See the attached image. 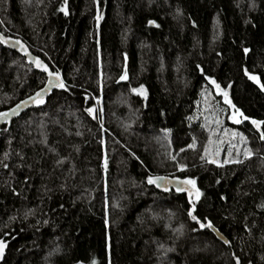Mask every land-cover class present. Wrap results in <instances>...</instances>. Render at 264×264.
<instances>
[{
	"label": "trees",
	"instance_id": "obj_1",
	"mask_svg": "<svg viewBox=\"0 0 264 264\" xmlns=\"http://www.w3.org/2000/svg\"><path fill=\"white\" fill-rule=\"evenodd\" d=\"M0 40V111L46 82L7 40L68 88L0 134L3 264H264V141L204 79L264 121V92L244 75L264 86V0H0ZM141 85L147 98L131 91ZM205 145L242 162L202 161ZM149 175L194 179L201 196L158 193Z\"/></svg>",
	"mask_w": 264,
	"mask_h": 264
},
{
	"label": "snow or ice",
	"instance_id": "obj_2",
	"mask_svg": "<svg viewBox=\"0 0 264 264\" xmlns=\"http://www.w3.org/2000/svg\"><path fill=\"white\" fill-rule=\"evenodd\" d=\"M6 2V0H5ZM95 2V0H94ZM64 3L66 4L67 3V0H64ZM60 11L64 12L65 15H67V11L64 7H61L59 9ZM96 19V22L97 24L99 23V20L101 19V16L99 14V12L97 13V16L95 17ZM149 24H152L154 23L153 21H148ZM3 41L0 40V43H2ZM16 44H19L20 47L23 49L24 48V45L21 44V42L19 40L15 41ZM250 49L249 48H243V53L245 55H247L249 53ZM27 54V53H26ZM219 55V53H218ZM35 63V66L40 69L41 71H43L44 73L47 74V81L46 83L44 84V86L42 88H40L38 91H36L34 93V95L28 97L29 100H31L33 102V104L35 105H43L46 103L45 99H44V95L45 93L49 90V89H63L64 91H67L68 88L66 87L63 79H61V76H60V73L58 71L56 72H53V71H49L48 67L42 63L39 59H36L34 61ZM199 67V66H197ZM244 75L250 80L252 81L253 83L257 84V86L260 87V91L264 92V86H261L259 84V79L256 75H253V74H250L248 72L247 69L244 70ZM120 80H125L127 79V76H126V73L125 74H121L120 77H119ZM204 79L212 85L213 88L216 89V93L220 96L223 97V101L225 104L228 105L229 108L233 109L234 110V115L232 116H229L228 118L232 121V123L234 124H239L240 123V120L239 119H236L237 116H240L242 117L244 120H249L251 125L253 126V128H255L256 132L260 133L259 135V139L261 141H264V131H261V125L264 124V121H258V120H255V119H250L249 117L247 116H244V114L241 112V110L236 107L232 101L229 99V95H228V92L226 89H222L220 84H218L213 78L209 77V76H204ZM132 92L134 93H138L140 95H145V90H144V86L141 85L139 88H133L131 89ZM28 101L25 100V101H21V104H26ZM97 104L99 103V100L96 101ZM20 108V104H17L15 106V108L11 109V112L13 114H16L17 113V110ZM85 112L88 113L89 116L92 115L93 113V109L92 108H85L84 109ZM218 111V110H217ZM9 113L8 112H0V120H4L5 122H7V117H8ZM189 119H191V117H189ZM217 124H219V121H217ZM201 127H203V125H201ZM165 136L167 138V133L169 132L168 129H165ZM228 130L225 129V132H227ZM78 134V133H77ZM232 137L233 138H236L238 137L239 138V141L241 144H244L245 147L243 148V157L248 159V158H251L253 156V152L246 146L247 145V139L246 137L241 134V133H238L236 131H232L231 133ZM210 142H211V137H210ZM195 140L193 139V141L191 143H189L187 145V148L189 149H195ZM235 147V145L233 144H230V149ZM180 151H184L183 148L180 149ZM204 153L207 154V156L205 154H201L200 155V159L203 161L205 159H207V163L209 164H215L217 167H222L223 164H230V163H241L242 161L239 160V159H234V158H230V157H225L224 160H223V163H221L219 160L217 159H214L213 158V154L210 153L209 151V147L208 145H205L204 147ZM236 153L237 155L239 156L240 155V149L239 148H236ZM173 160H175V157L172 156L171 157ZM5 159H7V154H5ZM261 159H264V157H261ZM2 163V162H0ZM57 163H60V161H57ZM2 166L4 168H7L8 165L7 164H2ZM176 167L177 169H182L184 167V165L182 164H179L177 163L176 164ZM162 180H165L164 177H160V176H156V177H153L151 175H149L147 177V183L149 185H153L155 184L157 187H161L162 185L159 184L160 181ZM180 183L182 185H188L190 187H187V188H184V187H181V188H177V192H181V191H186L189 195V197H194L196 200H199L200 196H201V192L200 190L196 187V182L194 179H191V178H185L184 180L180 181ZM168 189L167 188H164V191H167ZM13 194L16 195L17 193L15 192V190L13 189ZM221 199H224V197H221ZM189 203L191 204L192 201L190 200ZM258 207H264V203H262L261 205H258ZM187 215L188 217L193 220L197 225L200 226V228H205L207 227L208 229H210L211 231L215 232L216 229L213 227V225L211 224V222H208L207 224L205 223H202L200 219L197 218L196 215L193 214V208H189L188 212H187ZM206 219V218H204ZM106 226H107V221H106ZM195 230V229H193ZM245 231H248L247 228H245ZM225 244L228 243L227 240L224 241ZM5 242L3 240H0V258H3L4 256V251H5ZM233 259L235 260L236 258L233 257ZM92 264H95V261L92 262ZM236 264H239V261L237 260L236 261Z\"/></svg>",
	"mask_w": 264,
	"mask_h": 264
},
{
	"label": "water",
	"instance_id": "obj_3",
	"mask_svg": "<svg viewBox=\"0 0 264 264\" xmlns=\"http://www.w3.org/2000/svg\"><path fill=\"white\" fill-rule=\"evenodd\" d=\"M8 43V45H10L11 47H14L15 49L19 50V53H21L23 56H25L27 58V60L31 63H34V61L37 59V58H33L32 55L30 54V52L28 51V49L24 46V48L22 49L20 47L19 44H16L15 41H10V40H7L6 41ZM27 53V54H26ZM36 67V66H35ZM37 70H39L41 73H43L45 76H46V81L48 79L47 77V74L44 73L43 71H41L40 69H38L36 67ZM50 71V70H49ZM61 76V75H60ZM61 79L62 76H61ZM64 81V80H63ZM46 83V82H45ZM59 89H49L45 95H44V99L46 101V103L48 102V100L52 97V95ZM34 95V94H32ZM31 95V96H32ZM30 97V96H29ZM27 100L28 102L26 104H21V101H25ZM19 101L18 103L14 104L12 107H10L9 109L7 110H3V111H0V112H8L9 115L7 117V122H5L4 120H0V134L2 133V131L8 127H10L14 122H16L18 119H20L23 115H25L26 113L32 111V110H38V109H41L43 108L45 104L43 105H35L33 104V102L31 100L28 99V97L24 98L23 100ZM17 104H20V108L17 110V113L16 114H13L11 112V109L15 108V106ZM160 177H164L165 180H162L159 182L160 185H162L161 187H157L155 184L153 185H150L153 189H155L158 193H161V194H164V193H168L170 191H176L177 192V188H181V187H184V188H187V187H190L188 185H182L180 183V181L184 180L183 178H179V177H173V176H167V175H158ZM153 177H156V176H153ZM164 188H167L168 190L167 191H164ZM181 195H185L188 199H190L191 201H196V199L194 197H189L188 193L186 191H181V192H177ZM5 251H4V256L3 258H0V264H3L4 261H5V257H6V254H7V251H8V248H9V241H5Z\"/></svg>",
	"mask_w": 264,
	"mask_h": 264
},
{
	"label": "rangeland",
	"instance_id": "obj_4",
	"mask_svg": "<svg viewBox=\"0 0 264 264\" xmlns=\"http://www.w3.org/2000/svg\"><path fill=\"white\" fill-rule=\"evenodd\" d=\"M145 90V89H144ZM135 94H138V93H135ZM140 95V94H139ZM143 98H147V92H146V90H145V95H141ZM102 102H101V100H99V104H101ZM160 138H158V140H157V143H158V145H160V146H162V144L164 145V143L161 141V140H159Z\"/></svg>",
	"mask_w": 264,
	"mask_h": 264
}]
</instances>
